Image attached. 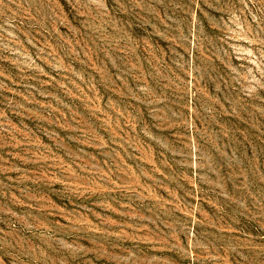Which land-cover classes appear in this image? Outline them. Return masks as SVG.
Returning <instances> with one entry per match:
<instances>
[{
  "label": "rangeland",
  "instance_id": "1",
  "mask_svg": "<svg viewBox=\"0 0 264 264\" xmlns=\"http://www.w3.org/2000/svg\"><path fill=\"white\" fill-rule=\"evenodd\" d=\"M0 264H264V0H0Z\"/></svg>",
  "mask_w": 264,
  "mask_h": 264
}]
</instances>
